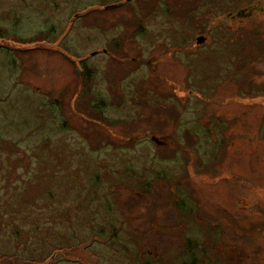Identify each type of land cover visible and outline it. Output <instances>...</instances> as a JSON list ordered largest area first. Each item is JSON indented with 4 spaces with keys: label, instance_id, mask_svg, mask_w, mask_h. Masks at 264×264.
Instances as JSON below:
<instances>
[{
    "label": "rangeland",
    "instance_id": "obj_1",
    "mask_svg": "<svg viewBox=\"0 0 264 264\" xmlns=\"http://www.w3.org/2000/svg\"><path fill=\"white\" fill-rule=\"evenodd\" d=\"M0 257L264 264V0H0Z\"/></svg>",
    "mask_w": 264,
    "mask_h": 264
},
{
    "label": "trees",
    "instance_id": "obj_2",
    "mask_svg": "<svg viewBox=\"0 0 264 264\" xmlns=\"http://www.w3.org/2000/svg\"><path fill=\"white\" fill-rule=\"evenodd\" d=\"M84 69L86 70V74H87L86 76L89 77L90 76V73H91L90 69L89 68H86V66H84ZM195 245H198V243L195 242V241L193 242L192 239H188V247H189V249H191L190 250L191 252H194L195 251V247H194Z\"/></svg>",
    "mask_w": 264,
    "mask_h": 264
},
{
    "label": "water",
    "instance_id": "obj_3",
    "mask_svg": "<svg viewBox=\"0 0 264 264\" xmlns=\"http://www.w3.org/2000/svg\"><path fill=\"white\" fill-rule=\"evenodd\" d=\"M204 40H205V39H204V37H202V36H200V37L197 38V42H198V43H201V42H203ZM93 54H95V52H93ZM153 139L156 140V141L159 142V143H162V141H160L156 136H153Z\"/></svg>",
    "mask_w": 264,
    "mask_h": 264
}]
</instances>
